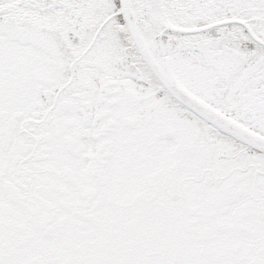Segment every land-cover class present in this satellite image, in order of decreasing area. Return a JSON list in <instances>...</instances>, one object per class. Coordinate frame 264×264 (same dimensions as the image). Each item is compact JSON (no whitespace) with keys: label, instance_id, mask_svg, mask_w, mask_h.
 I'll return each mask as SVG.
<instances>
[{"label":"snow or ice","instance_id":"snow-or-ice-1","mask_svg":"<svg viewBox=\"0 0 264 264\" xmlns=\"http://www.w3.org/2000/svg\"><path fill=\"white\" fill-rule=\"evenodd\" d=\"M0 264H264V0H0Z\"/></svg>","mask_w":264,"mask_h":264}]
</instances>
